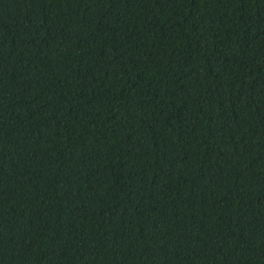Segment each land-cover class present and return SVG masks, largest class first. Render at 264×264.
Instances as JSON below:
<instances>
[{"label":"trees","instance_id":"16d2710c","mask_svg":"<svg viewBox=\"0 0 264 264\" xmlns=\"http://www.w3.org/2000/svg\"><path fill=\"white\" fill-rule=\"evenodd\" d=\"M0 264H264V0H0Z\"/></svg>","mask_w":264,"mask_h":264}]
</instances>
